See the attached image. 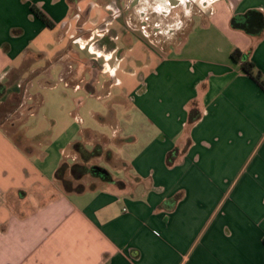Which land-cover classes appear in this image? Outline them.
I'll list each match as a JSON object with an SVG mask.
<instances>
[{
    "label": "crops",
    "instance_id": "crops-1",
    "mask_svg": "<svg viewBox=\"0 0 264 264\" xmlns=\"http://www.w3.org/2000/svg\"><path fill=\"white\" fill-rule=\"evenodd\" d=\"M114 1L117 10H104L115 17L108 33L120 46L97 54L114 60V69L101 64L100 77L65 80L64 66L50 59L66 47L60 34L71 31L70 1L0 0V102L19 90L13 86L24 59L41 56L51 61L48 86L60 81L88 98L129 103L124 115L115 106L95 115L113 129L111 139L84 129L86 138L70 141L49 164L40 149L47 136H29V123L15 137L0 127V264H264V90L231 60L235 50L250 53L264 76V0L204 2L206 11L193 14L185 37L168 47L142 31L148 19L164 16L155 0H136L134 33L125 2ZM144 1L152 4L146 20ZM171 2L172 17L185 15L180 0ZM250 12L262 16L259 34L237 27ZM157 22L152 32L166 37ZM73 103L75 116L82 100ZM79 141L90 151L101 146L120 173L105 169L112 181L97 178L93 190L66 193L55 173L64 160H80L66 155Z\"/></svg>",
    "mask_w": 264,
    "mask_h": 264
},
{
    "label": "rangeland",
    "instance_id": "rangeland-1",
    "mask_svg": "<svg viewBox=\"0 0 264 264\" xmlns=\"http://www.w3.org/2000/svg\"><path fill=\"white\" fill-rule=\"evenodd\" d=\"M123 1L125 3H123L124 6L122 7L129 12V14L126 15L129 19L128 21H130L128 29L130 32L134 33L135 31L132 29H135V27L138 28L140 24L135 14L137 5L140 4V2L137 3L136 0ZM130 1L133 2V4ZM187 1L188 0H182L181 2ZM189 1L190 3L178 6L184 10L185 15L179 12V15L176 17H154V19L158 21L157 23H160L162 27H164L166 31L164 34L166 37L155 35L152 32L153 26L151 22L154 19H148L149 25H145L143 29L140 25V29H142L148 41L165 47H168L167 44L171 42H180L194 23L193 14H200L201 11L205 12L207 5L201 4L207 2L209 5L213 0ZM114 2V0H71V31L67 32L64 30V32L60 34V38L62 36L66 39V47L56 56L54 53L53 55L51 54V56L54 57L50 59L53 63H60V69L62 65L64 66L61 71L64 74L63 79L66 80L70 75H78L81 80H85L87 76L92 74L100 77L102 73L101 64H103L102 66H104V68H106V65L108 67V64L113 66L114 60L105 59L104 57L97 58V54H101V52L104 55L107 54L108 51L113 49L114 44L120 46V39H116L115 37L113 41H111L110 36L114 33H108L109 28L113 26L112 21H114L115 17L107 15L105 13L106 10H104L106 7L117 10ZM111 3H113V5H110ZM146 3L147 1H144L141 4L145 5ZM143 9L146 12V17L144 16V19L151 18L147 10L152 9V4H146V7ZM209 9H212V7ZM168 30H172V33L170 31L168 33ZM119 57L118 55V62L116 64L120 61ZM40 58L42 59L41 56H34L33 58L26 57L21 66L16 70L15 82L17 85L19 84V87L14 85L13 89L17 88L19 90H16V93H11L6 99L0 102V127L4 128L9 134L15 137L16 133L24 132L23 130H26L24 126L29 123L27 131L29 132V136L38 134V138L41 137L43 142L46 141L44 136H47L49 143L40 148L46 153L44 157V160H46V162H44L46 164H49L54 157H60L61 149L70 141L85 139V134L81 136L84 129L91 130L92 134L94 132L95 134L105 135L111 139L113 136V129L109 126H104L103 122H101L99 118H96L95 115L99 114L100 116L106 117L109 108L112 106H115L116 109L120 108L117 109L120 111L119 115H124V110L129 103L121 104L119 102H112L110 98H88L87 91L81 90L76 92L72 87H67L64 82L60 81L55 82V87L48 86L51 85V83L48 84L44 76L50 73L52 68L50 64L51 61L48 63H41L43 60H40ZM96 62L98 65L94 68ZM27 74L29 75L26 78ZM39 75L40 77L42 76V80H40ZM71 82L67 83L71 85ZM77 83L81 85V88H84L87 81H77ZM109 84H112V82L110 81ZM41 96L44 98V104L39 110ZM74 99H76V101L82 100L79 112L75 113V116H79L80 119L76 118L72 113L76 109L73 103ZM34 111H37L36 116L30 118ZM106 148L117 155L120 153V149L113 144L106 145L105 149ZM71 156L77 157V155L74 154H71L70 157ZM76 161L79 162L80 160L78 161V159H76ZM87 166L103 167V169L107 171L114 170V174L120 173V171H115L116 169L106 163L104 156L92 160ZM68 178L70 179L69 176ZM81 184L86 187L93 186L96 188L99 185V179L87 174L81 180Z\"/></svg>",
    "mask_w": 264,
    "mask_h": 264
},
{
    "label": "trees",
    "instance_id": "trees-1",
    "mask_svg": "<svg viewBox=\"0 0 264 264\" xmlns=\"http://www.w3.org/2000/svg\"><path fill=\"white\" fill-rule=\"evenodd\" d=\"M70 4L71 3V0ZM34 14L41 19L49 29L54 28L52 21L44 14L41 10L33 7ZM231 60L234 63H241L242 71L252 77L264 90V76L260 71H258L254 63L250 59V53H244L240 50H235L231 54ZM5 94V88L0 86V99ZM30 113V112H29ZM199 114L197 112H192V121L198 119ZM101 146L96 145L91 151L86 150L84 143L79 141L72 144L66 151V155L71 154L78 155L80 157L79 162L71 163L68 159L64 160L55 173L56 183L66 192V193H83L87 190L95 189L93 186L86 187L81 184V180L87 175H92L94 178H100L103 182L112 181L111 175L106 172L103 167L90 166L87 164L92 160L101 157L102 151ZM109 154V153H108ZM107 154V155H108ZM171 159V157L169 158ZM70 177V179L68 178Z\"/></svg>",
    "mask_w": 264,
    "mask_h": 264
},
{
    "label": "water",
    "instance_id": "water-1",
    "mask_svg": "<svg viewBox=\"0 0 264 264\" xmlns=\"http://www.w3.org/2000/svg\"><path fill=\"white\" fill-rule=\"evenodd\" d=\"M245 23L243 25L237 24V18L234 20V24H237V27L242 29H248L249 34L255 35L259 34L263 29V23L260 22L262 16L256 12H250L246 16H244Z\"/></svg>",
    "mask_w": 264,
    "mask_h": 264
},
{
    "label": "flooded vegetation",
    "instance_id": "flooded-vegetation-1",
    "mask_svg": "<svg viewBox=\"0 0 264 264\" xmlns=\"http://www.w3.org/2000/svg\"><path fill=\"white\" fill-rule=\"evenodd\" d=\"M180 5H185L186 3H190L188 0L187 2H181ZM154 5L157 9V11L161 12L162 15L172 17L176 14L177 8L173 5L171 0H155Z\"/></svg>",
    "mask_w": 264,
    "mask_h": 264
}]
</instances>
